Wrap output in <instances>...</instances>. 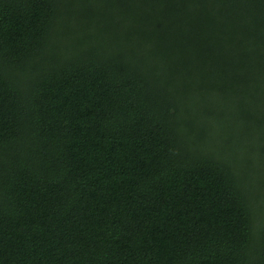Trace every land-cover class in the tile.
Listing matches in <instances>:
<instances>
[{
    "label": "trees",
    "instance_id": "trees-1",
    "mask_svg": "<svg viewBox=\"0 0 264 264\" xmlns=\"http://www.w3.org/2000/svg\"><path fill=\"white\" fill-rule=\"evenodd\" d=\"M0 264H264V0H0Z\"/></svg>",
    "mask_w": 264,
    "mask_h": 264
}]
</instances>
